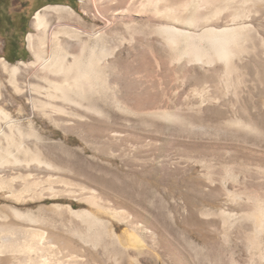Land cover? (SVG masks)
Wrapping results in <instances>:
<instances>
[{"label":"rangeland","instance_id":"obj_1","mask_svg":"<svg viewBox=\"0 0 264 264\" xmlns=\"http://www.w3.org/2000/svg\"><path fill=\"white\" fill-rule=\"evenodd\" d=\"M144 1L77 0L70 7L75 14L63 18L52 10H44L48 28L30 31V58L22 63H8L0 58V110L9 119L6 123L1 116L0 125L6 134L12 133L13 143H18L12 151L20 156V164H12L10 160L0 167V179L7 182L6 186L0 187V227L5 231L7 228L13 230V234H9L0 229V237L7 238L0 252V264H27L25 254L9 249L12 244L21 246L30 238L27 230L44 234L43 244L38 238L30 240L36 247H42L40 255L32 254L34 259H48V264H70L75 260L78 262L73 264H117L118 260L116 263L111 258L114 251L113 246H109L111 237L103 235L96 249L85 244L77 233L85 232V222L72 214L70 208L89 210L109 222L108 227H113L124 245L130 243L124 235L130 230L90 206L84 200L87 195L81 192V186L100 189L136 208L139 207L135 202L142 199L145 210L161 215V220L152 217V223L151 215L147 213L150 217L147 225L153 224L159 239L177 243L217 239L214 224L218 226L219 219L205 213L223 209L224 197L212 194L203 168L192 164L187 156L207 155L209 144L215 142L264 152V134L256 142L255 137L244 139L221 125L234 114L245 117V112H249L264 129V65L259 66L263 75L258 81L255 77L258 67L253 63L240 66L248 79L237 86V95L235 88H225L214 72L197 79L196 75L203 74L198 65L171 60L173 51L164 45L155 31L165 21L151 10H141L139 4ZM66 27L76 31L77 35L63 33ZM96 36H100L105 52L102 63L106 68V90L94 97L102 114L82 110L78 117L62 118L34 107L29 99V88L44 86V77L54 78L43 68L42 60L50 57L56 42L68 53L76 54L83 42L93 44ZM41 47L44 57L38 60L36 51ZM14 66L18 67L15 86L8 71ZM199 88H204L200 96L194 92ZM114 101L118 102L117 108ZM197 106L198 110H193ZM157 110H173L182 117H190L193 125L190 127L182 121L168 123L146 114ZM17 126L25 135L34 130L40 140L34 137L21 139L18 132L15 134ZM110 130L117 131L120 138L113 141ZM5 140H1L3 146L7 145ZM21 145L25 146L18 149ZM27 150L41 153L54 168L37 164L29 153H25ZM166 154L176 168L170 178L157 162L159 156ZM237 154L241 158L246 156V153ZM26 182L38 183L27 190ZM191 184H198L200 190L195 193ZM13 209L33 214V222L15 216ZM237 237L243 239L242 234ZM104 246L111 251L105 252ZM114 248L121 253L118 246ZM129 248L126 255L131 253ZM165 261L164 264H169Z\"/></svg>","mask_w":264,"mask_h":264},{"label":"bare ground","instance_id":"obj_2","mask_svg":"<svg viewBox=\"0 0 264 264\" xmlns=\"http://www.w3.org/2000/svg\"><path fill=\"white\" fill-rule=\"evenodd\" d=\"M139 7L144 11L151 10L157 17L165 21L161 25L157 23L159 26L155 30L156 33L164 45L173 51L174 55L171 59L173 62L185 60L199 66L203 74L196 75L197 79H202L204 74L214 72L217 79L224 83L225 88L234 87L236 94L238 85L248 79L247 74L241 72L240 66L244 67L248 63H253L258 67L255 77L257 81L261 79L263 74H261L259 66L264 65V0H179L176 2L173 0H145L139 4ZM44 10H52L60 18L75 14L71 8L64 6H49ZM141 10L139 12H144ZM43 11L37 12L33 18V28L37 31H46L48 28L47 15ZM63 33L70 36L77 35L76 31L68 27L63 28ZM41 49L42 47L36 51L38 60L44 57V50ZM103 49L100 36H96L93 44L83 42L80 51L76 54L68 53L56 42L50 57L42 60L43 68L54 78L44 77V86H30L28 95L33 106L48 110L52 115L62 116V118L78 117L80 116L79 111L82 110L98 115L102 114L94 97L97 93L106 90V72L104 74L106 68L104 69L102 63L105 53ZM17 70V66L8 70L10 81L14 86L16 85ZM194 92L200 96L204 92V88H199ZM204 100L202 99L201 102ZM113 103L116 108L119 106L117 101ZM199 106L194 107L193 110H198ZM248 113L245 112V117L234 114L224 120L221 125L230 133L239 134L244 139L252 136L255 137L254 140L257 138L255 141L258 142L259 137L264 134V129L261 122ZM146 114L168 123L182 121L183 124H188L190 127L193 125L190 117H182L181 114L179 115L173 110H157ZM1 116L4 121L9 120L8 115H5L2 110H0ZM12 125L13 123L10 126L12 127ZM16 129L15 134L18 132L17 136H21V139L24 137L39 139L40 137L34 130H30L25 135L20 127L17 126ZM1 138L7 140H5L7 145L3 146ZM110 138L116 141L120 135L117 131L110 130ZM0 139V167L11 162L10 160L13 161L12 164H20V156H16L12 151L15 145L13 135L12 133L6 134L1 125ZM21 139L19 138V140ZM22 146L25 145L19 146L18 149H22ZM240 146L233 143L226 145L215 142L209 144L207 155L187 156L192 164H199L203 168V176L208 180L212 194L224 197L225 207L223 209L205 213V215L214 214L219 219L218 226L214 224V232L218 235L217 239L186 240L180 243L170 239H159V236H156V230L154 231L152 227L153 224L152 226L147 225L150 222L147 213L151 215V222L152 217L161 220V215L155 214L153 211L150 214L147 209L145 210L142 199L138 198L135 202L139 207L136 208L124 199L115 198L100 189L86 186H81V192L87 195L84 200L98 211H103L118 223L125 225L130 232H126L124 235L130 243L124 245L122 238L115 234L113 227H108L109 222L103 221L97 214L89 210L70 208L72 214L82 218L85 222V232L77 231L80 234L79 238L85 244H90L92 248L96 249L100 246L103 235H109L111 237L109 246H113L114 250L111 258L116 263L118 260L117 264H164L165 260L169 264H264V152ZM238 152L246 153V156L238 157ZM25 153H29L28 155H31L32 160L37 164L54 168L49 161L43 159L41 153H33L32 150H27ZM250 155L253 157L251 158ZM157 160L159 166L166 171L167 177L170 178L176 170L173 167L172 159L166 154L159 156ZM34 183L26 182L25 189H31L30 187ZM6 185L7 182L0 179V187ZM189 186L195 193L200 190L198 184ZM234 209L238 211H234ZM12 211L15 216L33 222V214L22 213L16 209ZM1 227L0 229L4 233L13 234L12 229L6 227L5 231ZM26 233L30 235V238H27L21 246L16 244L8 246L10 252L25 254L27 264H48V259L32 258L34 257L32 254H39L42 247H36L37 245H33L30 240L38 238L43 244L44 234L38 230H27ZM238 234H242V240L237 239ZM6 239L0 237V252L4 249L3 242ZM115 246L119 247L120 254L114 248ZM128 247L131 250L130 255H126ZM103 248L105 252L111 251L107 246ZM77 262L78 260H75L73 263ZM62 264L64 263L62 262Z\"/></svg>","mask_w":264,"mask_h":264},{"label":"crops","instance_id":"obj_3","mask_svg":"<svg viewBox=\"0 0 264 264\" xmlns=\"http://www.w3.org/2000/svg\"><path fill=\"white\" fill-rule=\"evenodd\" d=\"M77 0H6L0 3V58L8 63L27 61L33 18L49 6L72 7Z\"/></svg>","mask_w":264,"mask_h":264},{"label":"flooded vegetation","instance_id":"obj_4","mask_svg":"<svg viewBox=\"0 0 264 264\" xmlns=\"http://www.w3.org/2000/svg\"><path fill=\"white\" fill-rule=\"evenodd\" d=\"M6 0H0V3H4Z\"/></svg>","mask_w":264,"mask_h":264}]
</instances>
